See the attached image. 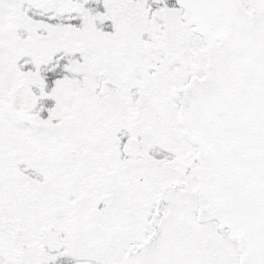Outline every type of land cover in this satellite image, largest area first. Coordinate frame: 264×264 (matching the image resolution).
<instances>
[{"label":"snow or ice","instance_id":"snow-or-ice-1","mask_svg":"<svg viewBox=\"0 0 264 264\" xmlns=\"http://www.w3.org/2000/svg\"><path fill=\"white\" fill-rule=\"evenodd\" d=\"M0 264H264V0H0Z\"/></svg>","mask_w":264,"mask_h":264}]
</instances>
